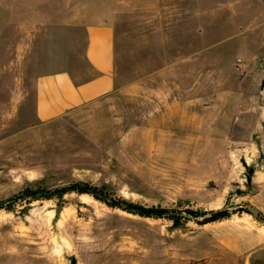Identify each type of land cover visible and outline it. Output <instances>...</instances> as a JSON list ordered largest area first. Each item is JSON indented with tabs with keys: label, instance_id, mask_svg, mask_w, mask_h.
Listing matches in <instances>:
<instances>
[{
	"label": "rangeland",
	"instance_id": "obj_1",
	"mask_svg": "<svg viewBox=\"0 0 264 264\" xmlns=\"http://www.w3.org/2000/svg\"><path fill=\"white\" fill-rule=\"evenodd\" d=\"M101 22L114 91L34 120V80L89 75ZM260 22L264 0H0V264H264Z\"/></svg>",
	"mask_w": 264,
	"mask_h": 264
},
{
	"label": "crops",
	"instance_id": "obj_2",
	"mask_svg": "<svg viewBox=\"0 0 264 264\" xmlns=\"http://www.w3.org/2000/svg\"><path fill=\"white\" fill-rule=\"evenodd\" d=\"M255 26L257 27V24ZM258 27L264 29V22H260ZM20 43L16 47L19 51L22 50ZM82 54L90 70L89 75L76 80L71 70L60 69L40 74L34 80L31 99L34 120L42 122L53 120L114 91L115 32L113 25L109 22L87 24ZM29 96L26 89L17 84L9 94L8 104L18 103L19 106L26 107L30 100Z\"/></svg>",
	"mask_w": 264,
	"mask_h": 264
},
{
	"label": "trees",
	"instance_id": "obj_3",
	"mask_svg": "<svg viewBox=\"0 0 264 264\" xmlns=\"http://www.w3.org/2000/svg\"><path fill=\"white\" fill-rule=\"evenodd\" d=\"M249 171L252 172V168H250ZM70 188L77 190L79 193H84V192L91 193L96 197H99V193L103 194L102 190L99 188H94L91 191H90V189L81 187L80 185H73ZM30 192H31V190H30ZM31 194H34V193H31ZM110 204L114 205V206H116V205L121 206V207L129 210L130 212L138 213L140 215H146V216L162 217V216H165L169 212V210L163 209V208H156V207L145 208V207L136 206V205H132V204H128V203H126L124 205V203H119L117 201L116 202L112 201ZM184 212L189 216H197V212L189 210V209L184 211ZM210 213H211V216L206 219L207 220L206 222L215 221L218 219L225 218V217H227V214H228L226 212V210H216V211H211Z\"/></svg>",
	"mask_w": 264,
	"mask_h": 264
},
{
	"label": "water",
	"instance_id": "obj_4",
	"mask_svg": "<svg viewBox=\"0 0 264 264\" xmlns=\"http://www.w3.org/2000/svg\"><path fill=\"white\" fill-rule=\"evenodd\" d=\"M71 264H76V258L72 257Z\"/></svg>",
	"mask_w": 264,
	"mask_h": 264
},
{
	"label": "built area",
	"instance_id": "obj_5",
	"mask_svg": "<svg viewBox=\"0 0 264 264\" xmlns=\"http://www.w3.org/2000/svg\"><path fill=\"white\" fill-rule=\"evenodd\" d=\"M239 62H240V65H241V60H239Z\"/></svg>",
	"mask_w": 264,
	"mask_h": 264
}]
</instances>
